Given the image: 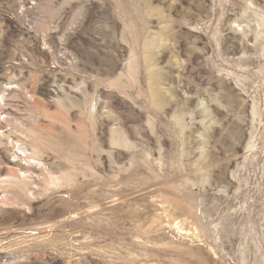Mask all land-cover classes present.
I'll use <instances>...</instances> for the list:
<instances>
[{
	"label": "rangeland",
	"instance_id": "1",
	"mask_svg": "<svg viewBox=\"0 0 264 264\" xmlns=\"http://www.w3.org/2000/svg\"><path fill=\"white\" fill-rule=\"evenodd\" d=\"M0 264H264V0H0Z\"/></svg>",
	"mask_w": 264,
	"mask_h": 264
}]
</instances>
